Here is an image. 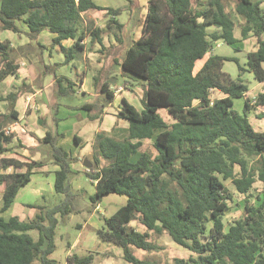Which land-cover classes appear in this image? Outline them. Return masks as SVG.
Returning a JSON list of instances; mask_svg holds the SVG:
<instances>
[{
    "label": "trees",
    "instance_id": "obj_1",
    "mask_svg": "<svg viewBox=\"0 0 264 264\" xmlns=\"http://www.w3.org/2000/svg\"><path fill=\"white\" fill-rule=\"evenodd\" d=\"M90 9H105L107 28L118 37L123 25L116 15L124 10L122 7L104 8L93 0H0V30L24 34L29 43L35 44L42 53L43 74L54 79L56 96L77 90L73 81L58 75L57 69L73 59L75 48L82 47L79 40L83 32L78 33V21L80 14ZM234 12L242 18L238 25L240 37L234 34L236 22L223 0H148L140 37L121 52L122 70L144 80L143 108L139 110L121 98L117 117L127 121V134L117 139L104 132L96 133L97 152L108 162L99 166L96 159L90 167L92 172L86 174L95 181L93 203L108 193L126 196L122 206L101 217L102 225L96 233L102 241L120 247L123 259L130 264H153L131 251V246L145 251L157 248L148 240L147 231L165 232L189 251L187 258L175 257L174 264H264V131L256 130L247 116L252 108H264V90L248 98L247 85L240 78V73L249 71L257 81H264V10L257 0H235ZM21 23L26 30H22ZM45 30L55 34L49 48L36 41ZM89 32L91 41L101 43L100 28L90 26ZM248 36L256 37L257 48L246 54L245 66L235 60L240 71L236 79L222 70L223 62L232 58L220 54L209 55L194 71L195 62L215 43L233 45L238 38ZM68 38L74 42L65 48L61 40ZM28 45L13 48L9 40H0V82L8 75H18L16 59L25 54ZM52 45L64 52L62 63L51 64L49 54L46 58L43 55ZM104 75L100 70L93 77L94 88L104 94V102L80 106L88 111L90 120L100 119L104 107L113 99L110 83H99ZM15 89L7 95L0 94V102L8 103V110L0 114V184H5L1 212L30 181L34 169L46 161H21L5 155L13 134L3 129L18 119L16 101L31 91L25 81ZM213 89L225 96L212 99ZM242 97L240 113L232 106L234 98ZM51 108L57 126L58 102ZM159 108L167 110L171 123L160 115ZM62 136L45 130L41 143L48 146L47 156L58 167L54 171L55 192L69 197L68 178L74 158L57 144ZM73 139L80 144L78 135L74 134ZM145 139H153L155 155L139 150ZM253 157L256 160L251 165L249 159ZM10 167L13 170L6 172ZM227 179L243 195L256 181L262 189L258 203L246 198L243 215L225 230L223 216L232 199L224 184ZM171 185L178 188L181 199ZM28 206L39 211L31 219H5L0 215V264H36V260L56 264L49 257L55 247V215L70 211L68 205ZM132 221L147 231L130 226ZM30 230L38 232L36 239ZM90 259L91 256L78 258L74 254L67 257V261L77 263H88Z\"/></svg>",
    "mask_w": 264,
    "mask_h": 264
},
{
    "label": "rangeland",
    "instance_id": "obj_2",
    "mask_svg": "<svg viewBox=\"0 0 264 264\" xmlns=\"http://www.w3.org/2000/svg\"><path fill=\"white\" fill-rule=\"evenodd\" d=\"M97 4L106 5L111 7H126L130 6L129 0H94ZM133 2V1H132ZM227 7H231L235 0H224ZM228 8V11H230ZM146 9V0H138V5L135 8L134 13L129 10H122L121 14L117 17L119 21H122L125 15L131 14L132 17L127 16V23L124 36L136 37L139 33V28L136 29V33L133 34V24L137 20H142L144 12ZM92 11V12H91ZM136 15V16H135ZM135 16V17H134ZM105 13L103 10L90 9L88 12L83 13L78 23L79 28L85 30L86 33L89 32V27L92 28H104V32L107 34L105 42L107 43L108 37L113 35L116 40L113 44H110L108 47H102L99 49L100 52H94L93 47L95 46L94 41H87V55H94L103 59L107 55L119 56L122 51H124L126 45L125 42L129 43L127 40H118L122 35L121 32L118 33V37L114 33V30L107 28L106 25ZM131 22V23H130ZM130 23V24H129ZM22 28V26H21ZM112 33V34H111ZM109 34V35H108ZM235 36L240 37L239 29L235 27L234 29ZM261 37L264 39V31L261 34ZM9 40L10 45L14 44L13 48L18 46L27 45L25 44L26 36L24 34H15L9 30H0V40ZM12 43V44H11ZM220 47H215L213 45L212 49L215 54H221L227 57L232 58V60H225L223 62L222 69L230 75L231 78L236 79L239 74V69L237 67V62L245 66L246 64V52L251 49L249 43H246L245 46L240 50L235 48V45H229L222 43ZM18 45V46H16ZM122 45V46H121ZM16 46V47H15ZM29 46V45H28ZM54 46V45H53ZM49 48V46H47ZM25 54L17 57L16 61L25 62V67L29 69L28 73L18 76H10L5 81L0 82V94L7 95L9 91H15L16 87L21 84V81H25L30 85L29 92L25 93L16 101L15 109L19 112L25 113L27 115L31 110L32 106L30 103L35 102L37 105L41 101V95H33L27 99V95H32L36 93L39 88L44 86V74L43 65L40 61L42 53L35 47L34 43H31L30 46L24 48ZM48 54L51 51H43V55ZM57 58L59 56L64 57L62 51H57ZM55 54V53H53ZM114 54V55H113ZM234 59V60H233ZM48 60V59H47ZM115 69L111 74L116 77V83L112 80V86L110 89L116 94H120V91H124L126 96L134 102V106L141 110L143 108L142 104V95H143V86L144 80L140 77H137L129 72L123 71L120 66H115ZM119 70V71H118ZM103 73L108 74V70H103ZM241 80L247 85L249 89H254L258 87L259 82L254 78L253 74L249 71H244L240 73ZM50 75V74H49ZM96 75V73H95ZM104 75V76H105ZM25 76H27L25 78ZM46 77V76H45ZM127 81L126 83H124ZM122 86V89L117 91L118 86ZM54 87V86H53ZM52 87L51 94L53 99L55 98L58 102V114L57 118L61 120L58 121V125L55 126L53 123V110L51 106L40 105L41 109L37 115V119H33L30 123L19 121V125L13 129L12 134L16 137L17 130L19 128L24 129L28 134H31L34 140V146H27L25 143V138L21 135L20 141H15L13 147L16 149L26 148V152L29 154L27 157L30 160H33L32 157L37 155L39 159H46L44 162L45 166L42 167L44 171L34 173L30 181L22 188L19 189L11 207L2 215L5 218L15 215L19 218L31 219L39 211L37 208L27 207V205H40V206H53L60 203H67L70 211L61 215L57 213L55 215L57 219V224L54 230V250L49 255L50 258L56 261V264H130L123 259L122 250L120 247L102 241L96 230L101 227V217L111 215L116 209L122 206L126 201L125 195H118L115 193H108L102 197L99 202L93 203L91 196L95 192L94 182L89 179L86 172L87 169L83 166V161L77 159L71 163V173L68 178L69 185V197L63 193H57L54 190V172L51 171L53 163L50 161L47 156L48 146L41 143L42 137L45 133V130H53L57 132H62L63 137L58 139L57 144L62 146L65 150L75 153L80 158H87L93 161L95 157L99 166L107 164L108 160L101 158L97 152L95 144V135L98 127L104 128L106 123L100 122L98 119L90 120L87 117L88 111L82 109L80 106L87 100L92 99L88 93H73L65 96H56L53 92L54 88ZM44 88L42 97H48L50 90ZM261 88L253 90L252 93H257ZM93 93H98V90L95 88L91 90ZM102 93V92H99ZM103 95V93H102ZM18 102V105H17ZM97 104L104 102L101 97H98L95 101ZM60 103V105H59ZM120 106V99H116L109 107V116L107 118L108 126L106 131L117 139H122L127 133H125L127 128V121L117 117L118 108ZM238 112H242L243 108V99L234 98L233 106ZM8 110V103L6 101L0 102V114H3ZM95 112V110L93 111ZM158 112L165 119L167 123H171L172 117L164 108H159ZM103 115V113L101 114ZM19 117V114H18ZM41 119V124L38 120ZM248 119L252 125L257 129L258 126H261L264 129V121L262 119L255 120L252 113H248ZM1 120V117H0ZM44 122V124H43ZM13 123V122H12ZM11 124V123H10ZM9 125V124H8ZM7 125V126H8ZM31 128L33 132L27 131L28 128ZM260 130V129H259ZM25 134V133H23ZM74 134H77L81 137L80 144L74 142ZM23 148V149H24ZM11 149V148H10ZM139 150L148 151L151 155L156 154V150L153 146V139L143 140L142 145L139 147ZM10 154V153H9ZM76 158V157H74ZM256 157L249 159L251 165L255 164ZM75 160V159H74ZM36 171V168H35ZM47 172V173H46ZM238 166L235 167V174H238ZM46 173V174H44ZM224 184L227 187V190L231 193L232 199L228 202L229 210L223 216L224 229L227 230L228 226L237 218L241 217L244 213V202L245 199H249L253 203H258L257 199L261 197L260 190L262 185L259 181H256L253 184V187L250 189L247 195L239 193L232 183L231 179L224 180ZM176 191L177 196L180 197V191L174 185H171ZM69 200L67 201V199ZM259 200V199H258ZM0 199V204H1ZM72 208V209H71ZM130 226L135 227L138 231L144 232L147 231L144 226L132 221ZM210 226V223L208 224ZM149 234L148 240L156 244L157 248L151 251H145L136 247H132V253L139 259L148 260L153 264H174L173 259L175 257L187 258L189 256V251L173 242L170 236L167 233H157L153 231H147ZM29 234L36 239L38 237V232L36 230H30ZM69 253V254H68ZM72 254L76 255L78 258L84 256H91V259L88 263H77L76 261H67V257ZM36 264H40L38 260L35 261Z\"/></svg>",
    "mask_w": 264,
    "mask_h": 264
},
{
    "label": "crops",
    "instance_id": "obj_3",
    "mask_svg": "<svg viewBox=\"0 0 264 264\" xmlns=\"http://www.w3.org/2000/svg\"><path fill=\"white\" fill-rule=\"evenodd\" d=\"M94 1V0H93ZM133 1V2H132ZM258 2H259V4H260V6L263 8V10H264V0H257ZM95 2V1H94ZM129 2L131 3L130 4V6H126V7H124V8H126V10H129L130 9V11H129V13L130 12H132V13H134V11H135V8H136V6L138 5V0H129ZM223 2H224V0H223ZM96 3V2H95ZM97 4V3H96ZM224 4H225V2H224ZM98 5H100V4H98ZM147 5H148V0H146V9H145V12H144V16H145V14H146V11H147ZM234 3H233V5L229 8V7H227L226 5H225V7L227 8V10H228V8H229V10L232 12V15H233V18H234V20H235V22H236V28L238 29V25H239V23L242 21V18L238 15V14H236L235 12H234ZM100 6H102V7H104V8H108V7H111V6H106V5H100ZM111 8H116V7H111ZM123 8V7H122ZM95 10H97V9H95ZM103 11H104V13H105V9H102ZM86 12H88V10L87 11H84V12H82L81 14H80V18H81V16L83 15V13H86ZM92 12V11H91ZM128 13V15H125V17L123 18V20L122 21H119L118 20V16L121 14H118V15H116V18H117V20H118V22H120L122 25H123V27H122V30H121V33H122V35H120V37H123V38H118V40L120 41V40H127L129 43H127L126 41H124L125 42V45H126V47H125V49H127V47L129 46V45H131L132 44V42L134 41V40H136V39H138L139 37H140V35H141V27H142V22H143V19H144V16H143V19L142 20H137V22L136 23H134L133 24V30H132V32H133V34H135L136 33V29L137 28H139V33H138V36H136V37H132V33H131V36L129 37V36H124L125 34V29H126V26H127V23L126 22H123V21H127V16H129V17H132V15L131 14H129ZM136 16V15H135ZM134 16V17H135ZM79 21H80V19H79ZM79 21H78V23H79ZM131 23V22H130ZM129 23V24H130ZM20 26H22V30H26V28H25V26H24V24L23 23H21L20 24ZM78 29H79V32L78 33H82L83 32V34L81 35V38H80V40H79V43H80V45L82 46V47H77V48H75L74 49V57H73V59H71L69 62H67V63H62L63 62V60H64V57H61V56H59L58 58L56 57L57 56V51H62L59 47H58V45H52L53 47H51V52L49 53V56H48V62L49 63H55V62H58V63H62L59 67H58V69H57V73H58V75L59 76H63V77H66V78H68V79H70L71 81H73L74 83H75V85H76V91H75V93H88L90 96H92V99H90V100H87V101H85L84 103H86V102H92V101H95L98 97H101V99L103 100V96H104V94L102 95V93H93L91 90H94L95 88H94V85H93V77L95 76V73L97 74V72H99L100 70H102V72H103V70H105V69H107L108 70V74H106L105 76H103V78L100 80V82L99 83H102V82H109L110 83V85H109V87H108V89L109 90H111L110 89V87L112 86V80H114V84H117L116 83V77L115 76H113L112 74H111V72H113L115 69H117V68H115V66H120V68H121V65H120V62H121V59H122V54L123 53H121L119 56H115V57H113V58H111V56L110 55H107L106 57H104L103 59H101L100 57H97V56H94V55H87L86 54V50H87V41H91L90 40V38H91V33H86V31L85 30H82V29H80L79 28V25H78ZM101 30H102V32H101V43L100 42H97V41H94V47H93V49H94V51H93V53L94 52H100L99 51V49L100 48H102V47H108L110 44H113L114 42H115V40H116V38H115V36H113V35H111V36H109L108 37V40H107V43L105 42V38L107 37L106 35V33L104 32V28H100ZM15 34H17V33H15ZM112 34V33H111ZM109 35V34H108ZM55 36V34L54 33H50V32H48V31H41L39 34H38V36H37V39H36V41L37 42H39L41 45H43V46H51V44L53 43V37ZM236 37H238V36H236ZM73 42H74V40L73 39H70V38H68V39H63V40H61V45L63 46V47H65V48H69L70 46H72L73 45ZM91 42H93V41H91ZM31 43H33V42H30L29 43V40H28V38L26 37V41H25V44H31ZM223 42H217V43H215V47H220L221 45H223L222 44ZM246 43H249L250 44V46H251V49L250 50H248L247 52H246V54L249 52V51H251V50H255L256 48H257V40H256V37L255 36H248V37H245V38H238V41L235 43V44H233V45H235V48L236 49H238V50H240L241 49V47L243 48L244 46H245V44ZM12 44V43H11ZM226 44V43H225ZM12 46L14 47V44H12ZM16 46H18V45H16ZM15 46V47H16ZM122 46V45H121ZM124 49V50H125ZM46 51H48V50H46ZM213 51V49H211L209 52H207L205 55H204V57L203 58H201V59H199V60H197L196 62H195V65H194V71H197L201 66H202V64H203V62L206 60V58L209 56V55H211V54H215L214 52H212ZM124 52V51H123ZM48 53V52H47ZM53 53H55V54H53ZM62 53L64 54V52L62 51ZM221 55V54H220ZM17 63L19 64V69H18V75H8L3 81H5L7 78H9L10 76H13V77H15V76H17V78H18V76H20V75H24V74H26V73H28V71H29V69H27L26 67H25V62H18L17 61ZM122 69V68H121ZM223 70V69H222ZM119 71V70H118ZM43 74V73H42ZM44 76V86L42 87V88H39L38 89V91L36 92V93H32V95H27V99H29L30 97H32L33 95H36V94H39V93H41V94H39V97H40V95H41V101H39L38 102V104L36 105L35 104V102H32V103H30L31 104V106H32V110L27 114V115H25V113H22V112H19V117H18V119L16 120V121H14L13 123H11V124H9L8 126H6V127H4V129L3 130H5V129H8L10 132H12L13 131V129H15L18 125H19V121H21L22 123L23 122H27V123H30L33 119H37V115H39L38 114V112H39V110L41 109V106L42 105H45V106H52V104L54 103V102H57L56 101V99L54 98L53 99V96H52V94H51V90L50 89H52V87L54 86V79H53V77L51 76V75H49V74H47V75H43ZM46 76V77H45ZM27 76H25V78H26ZM19 79V78H18ZM2 81V82H3ZM127 81H125L124 83H126ZM259 82V84L260 85H258V87H254V89H249L248 87H247V90H246V92H245V96H247L248 98H255V96L259 93V92H261V91H263L264 90V81H258ZM116 86H118V88H117V91H119L120 89H122V86H119V85H116ZM99 87V86H98ZM44 88H50L49 90H50V94L48 95V97H42V95H43V89ZM54 88V87H53ZM257 88H261L256 94L255 93H252V91L253 90H257ZM112 91V90H111ZM54 92V91H53ZM113 92V91H112ZM225 96V94L224 93H222V92H220V91H218V90H216V89H213V90H211V98L212 99H214V98H220V97H224ZM122 97H124V98H126L130 103H132V104H134V102H132L129 98H128V96H126V94H125V92L124 91H120V94H116V92L114 91L113 92V99L109 102V103H107V105L104 107V109H103V115H101V118L100 119H98L100 122H104L105 121V123H106V125H105V127L104 128H100V127H98L97 128V130H96V133H98V132H104V131H106V129H107V126H108V123L110 122V120H109V122H107V118H108V116H109V107H110V105L113 103V102H115V100L116 99H120V102H121V98ZM242 99L244 100V98L242 97ZM84 103H82V104H84ZM103 103V102H102ZM17 105H18V102H17ZM41 105V106H40ZM59 105H60V103H59ZM16 106V105H15ZM61 106V105H60ZM59 109V108H58ZM119 109H120V106H119V108H118V111H119ZM85 110V109H84ZM237 111V110H236ZM249 114L250 113H252V115H253V117H254V119L255 120H257V119H262L263 121H264V108H252L249 112H248ZM248 113H247V116H248ZM260 113H263V115L262 116H259V114ZM58 114V113H57ZM60 118H62V117H60ZM60 118H58L59 119V121L61 120ZM109 119V118H108ZM95 120V119H94ZM125 120V119H124ZM173 120V119H172ZM249 120V119H248ZM250 122V121H249ZM251 123V122H250ZM252 124V123H251ZM58 125V124H57ZM128 126V125H127ZM253 126V125H252ZM254 127V126H253ZM28 128V127H27ZM255 128V127H254ZM256 129V128H255ZM260 129V130H259ZM32 131L33 132V130L31 129V128H28L27 129V131ZM256 130H259V131H264V129H262V127L261 126H258V128L256 129ZM126 132L125 133H127V131H128V129L126 128V130H125ZM17 133H19V134H17V136L15 137L14 136V134H13V137H12V140H11V142L9 143V145H8V151L5 153V155L6 156H10V157H15V158H18V159H20L21 161H33L34 159H36L37 158V155H34L33 157H32V159L33 160H30L28 157H27V155H29L27 152H26V148H24V147H22V148H19V149H16V148H14L13 147V145H14V143H15V141H17V140H19L20 141V139H21V135H23V137L26 139L25 140V143H27L26 145L27 146H34L35 145V143H34V140H33V137H32V135L31 134H28L27 135V132L24 130V129H22V128H19L18 130H17ZM23 133H25V134H23ZM60 133H62V132H60ZM106 135H108V136H112L111 134H109V133H107V132H104ZM63 134V133H62ZM77 135V134H76ZM79 136V135H78ZM63 137V136H62ZM61 137V138H62ZM80 137V136H79ZM113 137V136H112ZM81 138V137H80ZM60 139V138H59ZM82 140V139H81ZM81 142V141H80ZM59 145V144H58ZM62 147V146H61ZM11 148V149H10ZM24 148V149H23ZM67 151V150H66ZM73 158L74 157H76V158H74L75 160L74 161H76L77 159H81V160H79L80 162L81 161H83L84 162V158H80V157H78V155L77 154H75V153H72L71 151H67ZM10 153V154H9ZM86 161V163H88V164H90L91 165V167H93V163L95 162V160H96V158L95 157H93V161H91V160H89V159H85ZM83 164V163H82ZM43 166H45V164L44 165H42L41 167H38V168H36V171H35V169H34V172H33V174L34 173H36V172H39L40 171V173H41V171H44L43 169H42V167ZM84 166V165H83ZM85 167V166H84ZM58 167L56 166V165H52V168H51V171H55L56 169H57ZM86 168V167H85ZM13 170V168H8L7 170H6V172H11ZM21 170H23V168L21 169ZM47 173V172H46ZM46 173H44V174H46ZM32 174V175H33ZM31 175V176H32ZM91 181H93V180H91ZM94 182V184H95V181H93ZM25 186V185H24ZM24 186H22V187H24ZM21 187V188H22ZM4 189H5V184L4 183H1L0 184V199L2 200V195H3V192H4ZM19 191V190H18ZM18 193V192H17ZM1 205H2V201H1V204H0V207H1ZM12 205V204H11ZM11 205L6 209V210H4V211H0V215L1 216H3L2 215V213H4V212H6L10 207H11ZM27 207H29L28 205H27ZM32 208V207H31ZM12 216H15V215H12ZM4 217V216H3ZM9 217H11V216H9ZM8 217V218H9ZM18 217V216H17ZM5 218V217H4ZM8 218H5V219H8ZM19 218V217H18ZM21 219V218H20ZM22 219H24V218H22ZM132 247H134V246H131V250H132ZM69 254V253H68ZM85 257V256H84Z\"/></svg>",
    "mask_w": 264,
    "mask_h": 264
},
{
    "label": "water",
    "instance_id": "obj_4",
    "mask_svg": "<svg viewBox=\"0 0 264 264\" xmlns=\"http://www.w3.org/2000/svg\"><path fill=\"white\" fill-rule=\"evenodd\" d=\"M38 122L41 124L42 120H41V119H39V120H38ZM85 161H86V160H84V162H83V165H84L86 168H90V167H91V165H90V164H88V163H86Z\"/></svg>",
    "mask_w": 264,
    "mask_h": 264
},
{
    "label": "built area",
    "instance_id": "obj_5",
    "mask_svg": "<svg viewBox=\"0 0 264 264\" xmlns=\"http://www.w3.org/2000/svg\"><path fill=\"white\" fill-rule=\"evenodd\" d=\"M6 133H10V131L8 129H5L4 130ZM87 169V172H92V170L90 168H86Z\"/></svg>",
    "mask_w": 264,
    "mask_h": 264
}]
</instances>
